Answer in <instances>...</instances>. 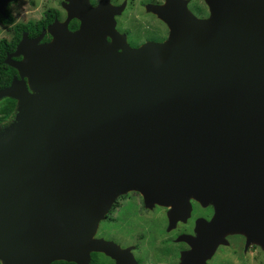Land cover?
Wrapping results in <instances>:
<instances>
[{
  "label": "water",
  "instance_id": "95a60500",
  "mask_svg": "<svg viewBox=\"0 0 264 264\" xmlns=\"http://www.w3.org/2000/svg\"><path fill=\"white\" fill-rule=\"evenodd\" d=\"M204 2L206 17L189 0L146 4L169 32L138 47L117 29L127 1L64 0V21L23 34L5 58L20 78L0 90L17 100L0 131L1 264H91L92 253L138 264L132 247L96 236L130 192L170 206L169 230L192 197L231 204L197 221L200 236H179L196 247L181 264H208L234 231L233 204L264 190V0Z\"/></svg>",
  "mask_w": 264,
  "mask_h": 264
},
{
  "label": "flooded vegetation",
  "instance_id": "af4514ba",
  "mask_svg": "<svg viewBox=\"0 0 264 264\" xmlns=\"http://www.w3.org/2000/svg\"><path fill=\"white\" fill-rule=\"evenodd\" d=\"M63 1L64 0H61L59 2V7H55V6L47 7L45 10L42 11L40 16L29 17L27 19L17 18L15 13H14V7H16L18 4L24 3V2H29V4H31L32 0H15V1L10 2L8 4V7H7L6 16L9 13V15L13 18V21L7 25H4L0 22L1 25L6 27V30H5L6 36L0 38V40H2V39L7 40V42L5 43L6 48L9 49V48L14 47L13 50H11L10 52H7L6 56L8 54L13 53L16 50V48H17L19 42L21 41L24 33H27L29 38H36L37 36H39L41 34L43 29H45L49 24H51L55 19L64 21L67 17V13H66L65 9L63 8V5H62ZM90 1L94 5L97 3V2L94 3L93 0H90ZM164 1L165 0H153L149 3L162 4V3H164ZM123 2H120L117 5H120ZM33 3H35V2H33ZM144 6H145V11L148 14L154 16L156 19H158L160 22H162L165 25V27L167 29V34H166V36L165 35L156 36L155 38L148 37L142 41H137V40L134 41L135 39L134 38H133L134 40L132 39V37H131L132 32L130 29H128V28L120 29L121 33L126 34L129 44L133 47H138L147 41H158V42H160V41L165 40L168 36L169 30H168L167 25L161 19H159L157 17V15H155L152 12H148L146 10V4H144ZM126 7H127V5H126ZM47 9H54L55 10L54 12H51V14H50V16H54V19L48 25L42 26L40 32L37 33L36 30L38 29V27H37L36 23L40 24L41 21H43V20L46 21L49 18V16H47L45 13ZM56 12L59 13V17L56 16ZM124 12H125V10L123 11V13L121 15H123ZM121 15H119L117 17L118 21H119V17ZM74 20H76V19H74ZM29 23L34 24L31 31L21 30L22 29V27L20 26L21 24H29ZM71 30H74V29H71ZM152 30H153V28H151V31ZM18 32L20 33V38H19L18 42L14 43V41L16 39V33H18ZM51 38L52 37L47 33L44 36L42 42L50 41ZM14 59L20 60V59H22V56L14 57ZM4 62H5V60H4ZM13 69L16 71V73H14L12 75L10 83L8 85L0 88V90L9 86L14 77L20 78L19 72L15 68H13ZM6 98H10V97L1 98L0 103H4V101H5L4 99H6ZM11 99H13V98H11ZM13 100H15V99H13ZM16 113H17V100H15V107L13 110V114L9 118L3 119L2 121H0V131H3L8 125H10L14 121ZM250 189H252L251 193L240 195V199L233 204L234 207H233L232 218L235 220L234 221L235 222V229H234V231L224 235V237L222 238L223 241H221L220 244L217 246V248L215 249L211 258L207 259L208 264H214L213 260L215 258H217V264H264V224L263 225L260 224L262 217H263V223H264V190L262 188L261 189L256 188V186H252ZM134 193L136 194V196H140V199L142 201V206L144 207V209H146V210H159L162 208L164 209L163 217L166 221V231L168 233L175 232L174 237L169 238L167 240V243L180 245L179 261L177 264H181V257L183 254L191 252V250H193V251L196 250V247H194V249H193V246L191 244H189V242H187L186 240H178L179 236H181V235H191L193 237L200 236V234L198 233L199 231L196 230L197 221L202 220V219L206 220V221H210V220H212V218L214 217L216 212L219 215L220 214L224 215V214H226V212L228 211L227 209L231 205L229 202L226 203L225 201H221L222 197L220 194H217V195L216 194H210L211 196L209 195V197H207L206 194H204L200 197V199H196V198L192 197V198H190V205H191L190 214L187 216V218L184 221L179 220L176 223V225L171 230H169L170 219L168 216V212L170 211L171 207L155 204V205H153V207L148 208L145 206L143 196L138 192H134ZM121 197H124V195ZM121 197H119V198H121ZM218 197L220 198V200H218ZM119 198L116 201L117 204L116 203L114 204V205H116L115 207L118 206ZM247 203L254 209V213L257 214V217L256 218L254 217L255 220L257 221L255 223H254L253 217L249 216V219H248V214H247L245 207H244V205H246ZM115 207H112L109 214L114 210ZM254 213H252V216H254ZM218 235H220V233L217 232V236ZM107 240H110V239H107ZM120 246L122 248H127V247H132L133 245L127 246V245L121 244ZM133 247H132V253L135 256V254H134L135 247L134 248ZM173 249L174 248L172 246L171 248L166 250L167 256L169 254L172 255ZM197 251H199V249H197ZM101 254H103V253H101ZM103 255L105 257H107L112 263L116 264L113 259L106 256L105 254H103ZM135 258L138 259V261H139V258H137V257H135ZM190 264H201V260L195 259Z\"/></svg>",
  "mask_w": 264,
  "mask_h": 264
},
{
  "label": "rangeland",
  "instance_id": "374dc122",
  "mask_svg": "<svg viewBox=\"0 0 264 264\" xmlns=\"http://www.w3.org/2000/svg\"><path fill=\"white\" fill-rule=\"evenodd\" d=\"M61 0H32L14 7V13L19 19L38 17L47 7H59ZM127 1L123 15L117 20V29L128 28L134 41H142L148 37L155 38L167 34L165 25L145 11L144 4L153 0H111L113 4ZM35 2V3H33ZM98 2L95 0L94 3ZM189 8L199 17L209 14L204 0H189ZM118 17V16H117ZM151 28L153 30L151 31ZM6 27L0 24V38L6 36ZM169 30V29H168ZM153 33V34H152ZM164 209L146 210L142 206L140 196L130 192L119 198L118 206L100 223L97 237L110 239L117 244L135 247V257L138 264H177L179 261L180 245L169 244L175 232L166 231ZM132 246V247H133ZM173 246L172 255L167 256L166 250ZM133 247V248H134ZM93 258V257H92ZM104 264H114L107 257L101 256ZM217 264V258L213 260Z\"/></svg>",
  "mask_w": 264,
  "mask_h": 264
},
{
  "label": "trees",
  "instance_id": "16d2710c",
  "mask_svg": "<svg viewBox=\"0 0 264 264\" xmlns=\"http://www.w3.org/2000/svg\"><path fill=\"white\" fill-rule=\"evenodd\" d=\"M95 1V0H93ZM54 9H47L46 10V15L49 16V18L45 21H41L40 24H37L38 29L36 30L37 33L40 32L42 26H46L48 25L50 22L53 21L54 16H50L51 12H54ZM56 16L59 17V13L56 12ZM13 21V18L9 15L7 16H1L0 15V22L4 25L10 24ZM22 27L21 30H28L31 31L34 24L33 23H29V24H21L20 25ZM79 26V21L78 20H73L69 27L71 29H76ZM20 38V33H16V39L14 41V43L18 42ZM7 42L6 39H2L0 40V88L8 85L11 81L12 75L14 73H16V71L8 66L4 60L6 57L7 52H10L11 50H13L14 47L12 48H6L5 47V43ZM4 103H0V121H2L3 119H7L9 118L12 114H13V110L15 107V100L11 99V98H6L4 99ZM117 204V202H116ZM116 205H114L113 207H115ZM104 256L101 253H92V261L91 264H104L103 261H101L100 257ZM1 264V263H0ZM51 264H74V263H69V262H65V261H55Z\"/></svg>",
  "mask_w": 264,
  "mask_h": 264
}]
</instances>
